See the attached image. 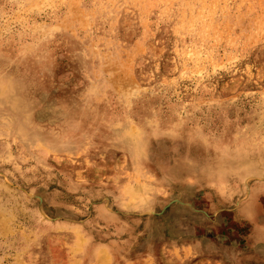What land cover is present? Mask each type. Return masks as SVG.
Returning <instances> with one entry per match:
<instances>
[{
    "label": "rangeland",
    "instance_id": "374dc122",
    "mask_svg": "<svg viewBox=\"0 0 264 264\" xmlns=\"http://www.w3.org/2000/svg\"><path fill=\"white\" fill-rule=\"evenodd\" d=\"M0 264H264V0H0Z\"/></svg>",
    "mask_w": 264,
    "mask_h": 264
}]
</instances>
